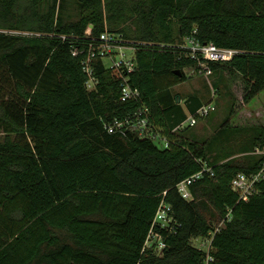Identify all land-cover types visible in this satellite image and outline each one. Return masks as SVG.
<instances>
[{
    "label": "trees",
    "instance_id": "obj_1",
    "mask_svg": "<svg viewBox=\"0 0 264 264\" xmlns=\"http://www.w3.org/2000/svg\"><path fill=\"white\" fill-rule=\"evenodd\" d=\"M64 2L0 0V264H264V181L247 201L231 189L237 174L258 171L251 152L264 147V126L247 128L242 157L232 158L229 144L243 129L225 121L206 141L185 137L175 129L186 114L171 92L190 79L184 69L194 62L180 46L194 31L201 43L239 51L208 67L240 75L244 101L263 91L264 0H75L76 20L63 19ZM89 25L91 37L107 30L143 44L128 75L138 101H120L121 79L100 61L95 90L86 89ZM200 106L186 100L190 115ZM140 108L155 138L105 129ZM202 161L213 176L186 201L176 185ZM162 202L173 217L154 227L165 243L154 255L142 250ZM223 220L207 259L190 241Z\"/></svg>",
    "mask_w": 264,
    "mask_h": 264
},
{
    "label": "built area",
    "instance_id": "obj_2",
    "mask_svg": "<svg viewBox=\"0 0 264 264\" xmlns=\"http://www.w3.org/2000/svg\"><path fill=\"white\" fill-rule=\"evenodd\" d=\"M194 34L195 31L187 37L184 40V43L180 46L185 50L186 56L194 62L193 67L184 69V73L188 78L194 76H210L212 72L208 67V63L228 62L234 56L239 54V51L234 49L220 48L213 43H201ZM85 35L90 37L86 43L85 50L83 51V53H85V58H83L81 62L83 71L87 76L85 82L86 89L88 91L95 90L97 78L94 75L93 69H95L94 65L100 61L107 70L116 73L120 77V101H138L140 93L136 88H132L128 84V75L132 73L135 68L134 59L136 50L143 44L128 42L123 39L121 34L109 32L107 30L101 32L98 36L91 37L90 27L85 31ZM72 54L77 55L78 52L75 50ZM214 110L215 106L212 102H209L200 106L196 112L193 115H189L185 121L188 122L189 126H194L199 118L207 117ZM147 116L148 109L140 108L124 120L114 119L111 123H106L104 127L109 134H119L124 136L128 131L129 133H137L139 137L153 139L156 135L151 133L147 128ZM182 124L183 123H181V125L175 130H180ZM162 141L166 147V141L164 139H162ZM251 154L261 159L258 171L252 174L239 173L231 182V189L238 195V198L241 201H247L252 195H254L257 192L256 186L264 181V147H256ZM204 175L212 177L213 171L202 161L200 171L183 179L176 185L178 193L184 200L191 201L193 199L190 188ZM172 217L171 207L162 202L155 213L142 251L151 250L153 253L159 254L165 248V243L161 234L157 233L154 230V227L158 225L160 228H166L172 221ZM227 218L228 215L226 216V219ZM223 223L224 220L210 231L206 238H198L197 240V246L195 247L206 252L207 259H209L211 241Z\"/></svg>",
    "mask_w": 264,
    "mask_h": 264
},
{
    "label": "rangeland",
    "instance_id": "obj_3",
    "mask_svg": "<svg viewBox=\"0 0 264 264\" xmlns=\"http://www.w3.org/2000/svg\"><path fill=\"white\" fill-rule=\"evenodd\" d=\"M59 12L64 20H76L79 8L75 0H65ZM174 26L176 25L174 24ZM106 28L111 29L110 27ZM171 92L177 96L181 95L182 98L197 96L203 103L212 102L215 106L214 111L207 117L199 118L194 126H189L187 121L183 122L179 131L185 137L206 141L220 129L225 121H228L230 126L243 129L234 136L229 144L230 149L232 147L235 151L232 158L242 157V154L237 153L236 150L246 142L247 137H250V131L247 128L264 126V90L251 100L244 101L246 89L240 75L230 77L226 72H214L207 77L194 76L175 85L171 88ZM154 144L160 149L164 148L163 141L159 139H155ZM204 205L210 207L209 204L204 203ZM205 215L209 221H213L216 225L217 216L211 208H206ZM197 240L198 238L192 239L190 242L193 246H197Z\"/></svg>",
    "mask_w": 264,
    "mask_h": 264
},
{
    "label": "crops",
    "instance_id": "obj_4",
    "mask_svg": "<svg viewBox=\"0 0 264 264\" xmlns=\"http://www.w3.org/2000/svg\"><path fill=\"white\" fill-rule=\"evenodd\" d=\"M174 87H175V86H174ZM172 88H173V87H172ZM195 97H197V96H195ZM188 98H189V96H186L185 98H182L181 95H180V96H178V100H177L178 104L182 107L184 113L186 114V118H187L188 115H190V113H188V111L186 110V107H185V105H186V100H187ZM197 98H198V97H197ZM199 100H200V99H199ZM200 103H201V106L207 104V103H203L201 100H200ZM208 103H209V102H208ZM196 105L198 106V104H195L194 106L196 107Z\"/></svg>",
    "mask_w": 264,
    "mask_h": 264
},
{
    "label": "water",
    "instance_id": "obj_5",
    "mask_svg": "<svg viewBox=\"0 0 264 264\" xmlns=\"http://www.w3.org/2000/svg\"><path fill=\"white\" fill-rule=\"evenodd\" d=\"M89 27H90V28H92V26H91V25H89ZM174 73H175L177 76H179V77L181 76V74H180L179 70H175V71H174Z\"/></svg>",
    "mask_w": 264,
    "mask_h": 264
}]
</instances>
